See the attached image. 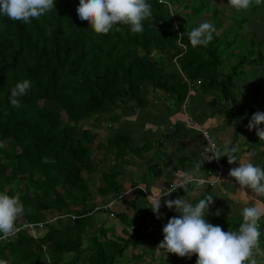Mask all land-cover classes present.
Returning <instances> with one entry per match:
<instances>
[{"label":"trees","instance_id":"obj_1","mask_svg":"<svg viewBox=\"0 0 264 264\" xmlns=\"http://www.w3.org/2000/svg\"><path fill=\"white\" fill-rule=\"evenodd\" d=\"M147 2L152 5L153 15L143 21L144 31L140 34L131 33L128 26L121 24L108 34H95L87 21L78 18L79 0H55L50 12L27 24L0 15V143L4 144L0 148V192L14 196L10 184L17 179L18 184L25 182L28 175L19 197L25 219L37 222L61 216L59 226L49 222L38 238L20 229L9 241H1L0 260L7 264L11 256L16 260L10 264H58L68 254L72 255L68 264H79L83 258L87 264H122L119 257L124 256L130 244L138 245L144 229L155 230L151 219L144 218V214L150 215L148 210L142 216L137 207L131 241L117 235V239L111 237L105 244L99 237L109 233L102 228L92 238L91 252L83 255V236L96 212L105 210L90 206L89 175L96 172L97 163L114 157L117 162L111 165L112 171L104 173L98 191L105 197L113 191L121 192L118 168L134 142L113 128V137L97 141L99 133L81 125L93 118L96 122L104 118L109 123L119 122L126 110L148 105L149 88L175 93L184 102L189 92L185 77L203 78L202 89L206 83L207 88L216 86L227 92L233 73L237 75L239 70L222 80L221 73L214 69L220 56L211 47L219 41L228 43L225 33L214 32L207 47L193 48L184 23L173 18L164 3ZM213 10V18L218 19L215 27L225 24V19L217 16L218 8ZM179 38L187 45L186 51L179 47ZM262 46L264 42H260L258 50L252 48L243 55L245 64H264ZM24 79L32 86L19 98L22 106L17 109L9 102L10 89ZM119 109L123 114L117 112ZM250 111V107H243L238 113ZM96 152L103 154L102 159L95 160ZM30 185L35 186L33 195ZM80 198L83 201L79 205L74 203ZM127 216L121 215L123 220ZM178 263L196 264L175 254L167 257V264Z\"/></svg>","mask_w":264,"mask_h":264},{"label":"crops","instance_id":"obj_2","mask_svg":"<svg viewBox=\"0 0 264 264\" xmlns=\"http://www.w3.org/2000/svg\"><path fill=\"white\" fill-rule=\"evenodd\" d=\"M182 2H184L187 16H189L194 0H182ZM214 2L213 6L210 4L212 8L234 9L226 3L227 1L220 2L221 5L217 1ZM257 8L240 11L246 14L240 13L234 25H232L233 22L230 23L231 19L226 13L224 15L225 24L215 27L214 34L225 33L226 37L224 38L228 42L222 44L219 41L211 47V51L220 56L217 58L214 68L221 73L219 78L226 80L230 72L239 70L237 75H235L236 72L233 73L234 78L232 77L233 80L228 86L227 92H223V88L216 86L207 88L208 84L206 83L203 84L204 89H202L200 86L203 78L192 80L185 77L189 85V92L184 102H180L175 93L149 88L147 106L142 109L126 110L125 114H123V109H119L117 112L123 114L119 122H108V126H104V129L96 130L99 133V141L102 142L113 137L112 128L121 130L132 138L133 148H128L125 151L121 160L123 165L118 168L120 173L117 182L121 185L122 191H113L106 197H110L108 199L131 200L132 205H130L134 213L137 211L136 206H139L141 211L148 210L152 217L151 226H154V229L169 218L179 215L174 209L170 210L165 206L166 200H174L178 197H183L195 204L200 199L212 195L213 203L209 206L205 219L211 224L220 222L225 232L238 230L239 224L242 223L240 212L244 207L253 205L264 207V197L256 196L251 189H241L234 178L218 177L213 163L202 158L207 145V138L202 130L206 129L216 140L219 148L223 149L227 144L229 148L236 149L237 157L243 156L250 159L253 164L264 166V141L259 140L255 129L249 131L247 128L253 113L264 112V64L257 66L245 64L246 56H243L249 49L258 50L260 42H264V10L258 6ZM193 12H195L194 9L191 10V13ZM207 17V22L212 23L211 15L208 14ZM244 19L245 22H241ZM196 21L193 27H185L186 30L191 31L199 26L198 19ZM234 27H237L236 33L232 31ZM262 50L264 52V46H262ZM261 59L264 60V55ZM226 84H228L227 81ZM190 98L191 103L188 102ZM243 107L245 109L250 107V113L239 114L238 111ZM188 119L193 120L196 124L195 128H190ZM93 120L95 119L93 118ZM260 127H264V124ZM148 151L150 154L145 155ZM111 158L113 159V157ZM221 158L231 168L239 166V162L230 165L227 157ZM113 161L114 165L117 161ZM197 162H201L199 176L214 179L216 183L198 188L189 186L188 192L179 188L166 196L167 188L173 182L181 179L183 174L190 171ZM129 173L134 175L128 176ZM122 175L124 176L120 177ZM140 179L143 181L139 182ZM141 194H144L145 198L152 202L144 201ZM157 199H161L160 218H157L151 209L152 203ZM217 210H219V215H216ZM259 225L260 248L264 251V217H261ZM129 231L132 232V230ZM129 247L134 246L130 244ZM144 251L146 249L137 252L134 248L131 250L132 258H135L133 264H150L151 262L159 264V261L153 262L154 259L151 260L149 255L145 257ZM160 252L154 251V254ZM163 252L166 257H172L171 253L169 255L165 251ZM258 259H264V257H258ZM193 260L196 262V258L192 256L190 261Z\"/></svg>","mask_w":264,"mask_h":264},{"label":"clouds","instance_id":"obj_3","mask_svg":"<svg viewBox=\"0 0 264 264\" xmlns=\"http://www.w3.org/2000/svg\"><path fill=\"white\" fill-rule=\"evenodd\" d=\"M262 3L264 0H228L227 4L240 12ZM54 7L55 0H0V15L27 24L32 19L39 20ZM76 11L78 18L87 21L88 26L98 35L108 34L118 24L128 26L133 34H140L144 31L143 21L151 19L153 15L152 5L147 0H79ZM214 32V25L205 21L187 33L188 40L193 48L207 47L213 39ZM31 86V82L24 79L10 89L9 102L14 108L22 106L19 98L25 96ZM262 124L264 112L257 111L252 114L247 125L249 131L256 130L260 141H264V127H260ZM2 147L4 144L0 143V148ZM209 152L212 155L208 161H219L221 157H227L230 165L239 162L238 167L229 166L228 178H234L241 189H251L256 196L264 197V166L253 164L246 157H237L236 149L229 148L227 144L223 149L212 144ZM200 170L201 162H197L190 171L183 174L178 186L166 196L178 188L188 192L189 184L199 182ZM212 203V195L200 199L195 204L183 197L166 200L165 206L170 210L174 209L179 215L168 219L163 227V240L157 249H163L166 253L175 254L180 258L191 259L196 255V264H264V259H258L264 257L259 240L261 235L259 221L264 217V207L258 205L244 207L240 212L242 223L239 224L238 230L225 232L219 225H213L205 219ZM160 207L161 199L155 200L151 206L157 218H160ZM24 213L25 207L18 195L10 196L0 192V242H7L14 237L17 232L16 226H20L22 222H31L26 219L19 220ZM219 214L217 210L216 215ZM55 217L58 220L61 216L55 215L47 221H37L46 222L41 235L49 222L55 224ZM0 264H7V261L0 260Z\"/></svg>","mask_w":264,"mask_h":264},{"label":"rangeland","instance_id":"obj_4","mask_svg":"<svg viewBox=\"0 0 264 264\" xmlns=\"http://www.w3.org/2000/svg\"><path fill=\"white\" fill-rule=\"evenodd\" d=\"M214 1H217L218 4L221 5L220 2L224 3H228V0H194V2L191 4V10L194 9L195 12L191 13L190 10V15L187 16L186 10H185V5L183 6L184 2H182V0H171V4L173 6L174 10V17L176 20H180V22H183L186 28L189 27H193V24L196 23V19H198L199 24L203 23L206 20V18H203L205 15L210 14L211 15V20H212V24L215 27L216 22L218 21V19L213 18V13H214V8H212L210 6V4L212 5V3ZM215 3V2H214ZM204 6L202 11H196L198 9V7L200 6ZM193 6V7H192ZM213 6V5H212ZM254 7H250L248 10H253ZM258 7H260L261 10H264V3H262L261 5H259ZM258 9V8H257ZM257 9H256V13H257ZM219 13L217 14V16H222L224 18V15H226V13H228V17H230V23H232V25L236 24V20L238 19V16L240 13L242 14H246L245 12H237L235 9H228V8H223L222 10H218ZM252 12V11H251ZM256 15V14H255ZM227 17V16H225ZM227 17V18H228ZM237 18V19H236ZM187 19V20H186ZM202 20V21H201ZM215 22V23H214ZM236 26V25H235ZM198 27V26H196ZM232 31L234 33L237 32V27H234L232 29ZM193 101V99H192ZM108 121L107 119L104 118L103 122H96L95 120H85L83 122V125H81L82 127H89V128H93L95 131L99 130V129H104V126H108ZM103 136V135H102ZM106 137V136H105ZM105 137H102L103 139H105ZM97 140L99 141V137L97 138ZM153 142V141H152ZM154 144H157V142H153ZM150 152H146L145 155H149ZM95 160L98 159H102L103 154H99L96 152L95 154ZM114 157L113 159L110 157L108 158L106 161L101 162V163H97V170L96 172H94L92 175H89V193L91 194V197H87L90 203V206L93 207V209H98L99 207L104 208L105 210H101L100 212H96V214L94 215V219L92 222V225L90 226L89 230L87 231L86 234H84V238H83V255L84 254H88L91 252L92 249V242H93V237L95 235H98V232L101 231L102 228H105L108 231V235L106 234V236H100L99 239L100 241H103L104 243L108 240H110L111 237L116 238L117 239V235H122L126 240H130L131 237V231L129 230H133V225L135 222H133V220H137L136 215L133 212V209L131 207V203L129 201V199H124V200H120V198L118 199H108L110 197H105L104 195L100 194L98 189L99 187L103 184L104 182V173L105 172H110L109 170L112 171L113 168H111L112 166L110 164H112L114 161ZM110 165V166H109ZM117 169V168H116ZM84 174L86 176L87 173L84 171ZM137 174V173H136ZM128 176H132L134 174H127ZM124 175L120 176L123 177ZM26 181H28V175H26ZM19 181V179H17L16 181H14L12 184H10V187L15 191V195H18L19 197L21 196V194L23 193V190L25 189V186L23 183H27L25 182H20L19 184L17 183ZM143 179H140L139 182H142ZM34 185H30L29 188V192L31 195L34 194ZM60 190L62 192H64V194L66 193V190L63 189L62 187H59ZM145 190V189H144ZM178 190V189H177ZM138 193V192H136ZM141 198H144V201H149L145 198L144 194H141ZM67 199L69 201H72L71 198L66 195ZM87 200V201H88ZM83 201L82 198L77 199L74 203H76L77 205H79V203H81ZM131 204V205H130ZM106 205H110L109 208H106ZM139 206H136L135 208H137ZM128 214V216L126 217L125 220L122 219L121 215L122 214ZM142 213H145V210H140V214L143 216ZM24 215V214H23ZM20 216L19 220L20 221H24L25 217L24 216ZM144 218L147 219H152L151 215H148L147 213L144 214ZM56 219V220H55ZM55 221V226H59L60 222L57 221V217L54 218ZM167 221H164L163 224H161L158 228H156L155 230L152 231H147L146 229L144 230L143 233H145V235H143L140 240L138 245H135V247L132 248H127L126 252L124 253V256L119 257V262H122V264L124 262L126 263H130L133 264L135 261V258H132V253L131 250L134 248L135 252H137L138 250H142V249H146V251H144V256L146 257L147 255H149L150 258H152L151 260L154 259L153 262L155 261H159V264H167V257L164 254V250L163 249H157L159 243L163 240V227L167 224ZM125 225H127L129 227V230H125ZM137 226H139V222L136 224ZM213 225H219L221 227V223L220 222H214ZM135 226V227H137ZM222 228V227H221ZM24 229V228H23ZM114 234V236H112ZM37 235L40 236L41 235V231H37ZM125 235V236H124ZM107 243V242H106ZM105 243V244H106ZM145 244V246H144ZM156 249V250H155ZM160 250L161 252L159 254H154V251H158ZM126 253L128 254L126 256ZM161 253H163V255H161ZM172 255V254H171ZM66 257H64V260L61 261L58 264H68L69 260L72 258V255H65ZM193 257H196V255H193ZM142 258V256H141ZM185 259H187V257H185ZM9 263L13 260H16V257L11 256L9 259ZM129 261V262H128ZM79 264H87L83 259L80 260ZM150 264H153L152 262ZM178 264H182V263H178Z\"/></svg>","mask_w":264,"mask_h":264},{"label":"built area","instance_id":"obj_5","mask_svg":"<svg viewBox=\"0 0 264 264\" xmlns=\"http://www.w3.org/2000/svg\"><path fill=\"white\" fill-rule=\"evenodd\" d=\"M160 3H164L168 9V11L171 13V15L174 17V8L171 4V0H158ZM179 34L180 36H182L183 34V31H181V29H179ZM178 45L179 47L183 50V51H186L187 49V45L186 44H183L181 42V38H179V42H178ZM188 124L191 126V127H196V124L193 122L192 119H188ZM204 132V135L205 137L207 138V145L205 146L204 148V151H203V156L202 158L205 160V161H208V158L209 156L212 155L211 152H209V149H211L212 147V144H215L217 147H218V144L217 142L212 139V136L211 134L209 133L208 130L206 129H203L202 130ZM208 162H212L216 171H217V175L218 177H229L228 176V173H229V170H230V167L227 163H225L223 161L222 158L219 159V161H216V160H211V161H208ZM179 181H175L174 183L171 184V186L169 188H167V192H171L173 191V189H175L178 184H179ZM198 181L197 183H192V184H189L188 187H195V188H198L200 186H206V185H214L216 183V180H212L210 178H207V177H200L198 176ZM179 189V188H178ZM110 205H106V208H109ZM100 208V207H99ZM45 224L46 222H37V223H31V222H22V224L20 226H16L17 227V232L20 230V229H23L24 230H27L30 234H32L35 238H38L39 236L37 235V231H41L42 233V230L44 229L45 227ZM16 232V233H17Z\"/></svg>","mask_w":264,"mask_h":264}]
</instances>
